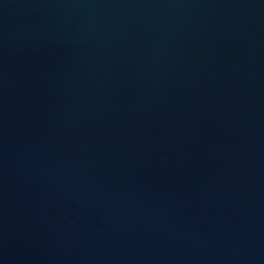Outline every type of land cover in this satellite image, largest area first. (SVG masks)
<instances>
[{
	"label": "water",
	"instance_id": "1",
	"mask_svg": "<svg viewBox=\"0 0 264 264\" xmlns=\"http://www.w3.org/2000/svg\"><path fill=\"white\" fill-rule=\"evenodd\" d=\"M0 264H264V0H0Z\"/></svg>",
	"mask_w": 264,
	"mask_h": 264
}]
</instances>
